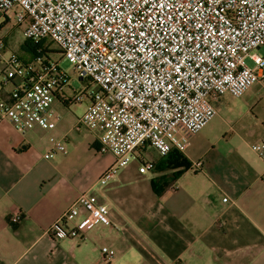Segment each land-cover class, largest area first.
<instances>
[{
	"label": "built area",
	"instance_id": "2783aa9c",
	"mask_svg": "<svg viewBox=\"0 0 264 264\" xmlns=\"http://www.w3.org/2000/svg\"><path fill=\"white\" fill-rule=\"evenodd\" d=\"M2 17L23 26L24 40L42 42V49L47 41L56 45L96 89L67 98L68 77L49 53L39 49V56L24 61L0 38V81L15 82L0 96V121L17 132L52 130L55 100L84 103L74 129L97 133L98 153L115 157L97 181L101 187L143 147L163 157L184 153L190 138L217 115L215 101L241 97L264 82V60L253 53L264 47V0H0ZM65 140L49 138L44 158L66 154ZM250 149L264 164V137ZM154 167L142 162L137 171ZM190 168L201 171L202 162ZM20 221L19 213L7 220L11 227ZM98 225L111 226L109 208L83 193L47 234L80 239ZM101 253L106 261L115 254L106 247Z\"/></svg>",
	"mask_w": 264,
	"mask_h": 264
},
{
	"label": "crops",
	"instance_id": "0c3cea01",
	"mask_svg": "<svg viewBox=\"0 0 264 264\" xmlns=\"http://www.w3.org/2000/svg\"><path fill=\"white\" fill-rule=\"evenodd\" d=\"M14 83L0 81V96ZM75 124L17 132L0 121V264H264V164L250 149L264 123L246 152L230 145L217 153L196 136L184 153L143 147L104 187L97 181L115 157L99 154V135ZM52 135L66 136L67 153L45 159ZM194 161L201 171L190 168ZM142 162L154 170L139 174ZM83 193L108 206L111 226L80 239L48 235ZM14 213L21 221L11 227ZM103 247L112 259H103Z\"/></svg>",
	"mask_w": 264,
	"mask_h": 264
},
{
	"label": "rangeland",
	"instance_id": "374dc122",
	"mask_svg": "<svg viewBox=\"0 0 264 264\" xmlns=\"http://www.w3.org/2000/svg\"><path fill=\"white\" fill-rule=\"evenodd\" d=\"M0 26V38L5 40L8 50L18 55L22 60H28L29 54L22 49L24 44L22 36L23 26H18L12 18L5 21L3 17L0 19ZM45 46L50 51L51 60L57 63L59 69L68 77V86L64 90L67 98L72 99L74 95L86 87H88V90L96 89L88 81L80 79L56 45L47 41ZM253 53L264 59V47ZM245 64L249 68L254 67L253 62L249 58L245 59ZM54 105L58 106L57 108L60 112H58V118L53 117V119L58 125V129L62 131L69 130L75 124L77 118L81 117L85 111L84 103L71 102L63 106L60 101L55 100L52 107ZM214 105L217 115L200 133L194 135L196 136L195 139L207 141L211 144V146L209 145L210 149L217 153L225 151L230 145L237 146V148L246 152V143L254 142L260 131V124L264 123V82L253 85L241 97L223 95ZM85 130L81 128L80 131L85 134ZM51 137L57 138L53 135L49 136V138ZM148 153L147 151L145 155L148 156ZM104 159L105 156L101 160L103 161Z\"/></svg>",
	"mask_w": 264,
	"mask_h": 264
},
{
	"label": "trees",
	"instance_id": "16d2710c",
	"mask_svg": "<svg viewBox=\"0 0 264 264\" xmlns=\"http://www.w3.org/2000/svg\"><path fill=\"white\" fill-rule=\"evenodd\" d=\"M44 43H40V44H37V45H34L32 44L30 41H27V40H24V44L22 45V49L29 54V60H34L35 57L39 56L37 54V51L39 49L42 50V54L45 56V57H48V53H50L49 50H47V47L46 48H43L42 49V45Z\"/></svg>",
	"mask_w": 264,
	"mask_h": 264
}]
</instances>
